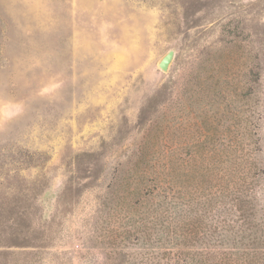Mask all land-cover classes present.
Listing matches in <instances>:
<instances>
[{"label": "rangeland", "instance_id": "374dc122", "mask_svg": "<svg viewBox=\"0 0 264 264\" xmlns=\"http://www.w3.org/2000/svg\"><path fill=\"white\" fill-rule=\"evenodd\" d=\"M204 136L184 188L239 183L209 209L240 195L264 264V0H0V264H112L119 179Z\"/></svg>", "mask_w": 264, "mask_h": 264}, {"label": "trees", "instance_id": "16d2710c", "mask_svg": "<svg viewBox=\"0 0 264 264\" xmlns=\"http://www.w3.org/2000/svg\"><path fill=\"white\" fill-rule=\"evenodd\" d=\"M222 142L212 136L195 139L193 151H170L161 156L154 152L140 154L127 175L117 184L121 208L125 205L124 224L117 227V241L112 251V264H251L257 258L262 235L252 228L254 217L243 214L238 204L241 196L231 198L228 214L212 211L216 203H209L216 192L239 194V183L212 189L205 187V201L194 208L197 188L185 190L183 182L197 173L198 159L209 161L216 169L221 154L209 155L207 144ZM180 153H185L180 155ZM207 163L204 170H209ZM189 186V184H188ZM156 191V192H155ZM159 193V194H158ZM160 200L148 203L145 198L156 195ZM128 199L127 201L125 199ZM142 208V209H141ZM222 217V218H221ZM221 218V219H220ZM137 250L127 252L118 248L125 239H133ZM118 239V240H117ZM113 242H109L112 247ZM229 244L230 246H225ZM117 260V261H116Z\"/></svg>", "mask_w": 264, "mask_h": 264}, {"label": "water", "instance_id": "95a60500", "mask_svg": "<svg viewBox=\"0 0 264 264\" xmlns=\"http://www.w3.org/2000/svg\"><path fill=\"white\" fill-rule=\"evenodd\" d=\"M174 50L170 49L168 50L157 62V67L160 68L163 71H166L168 68V65L173 57Z\"/></svg>", "mask_w": 264, "mask_h": 264}]
</instances>
